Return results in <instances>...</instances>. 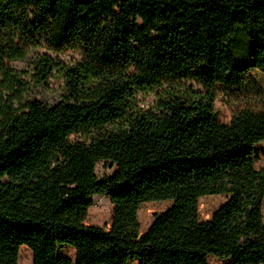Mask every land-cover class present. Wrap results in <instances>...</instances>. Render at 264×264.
I'll return each instance as SVG.
<instances>
[{"label":"trees","instance_id":"1","mask_svg":"<svg viewBox=\"0 0 264 264\" xmlns=\"http://www.w3.org/2000/svg\"><path fill=\"white\" fill-rule=\"evenodd\" d=\"M251 68L264 73V0H0V264L23 246L35 264H264V102L229 122L216 110L217 84ZM55 72L60 99L30 98ZM102 160L116 170L100 179ZM96 194L110 228L87 222ZM213 194L227 199L202 220ZM167 199L141 232V205Z\"/></svg>","mask_w":264,"mask_h":264},{"label":"rangeland","instance_id":"2","mask_svg":"<svg viewBox=\"0 0 264 264\" xmlns=\"http://www.w3.org/2000/svg\"><path fill=\"white\" fill-rule=\"evenodd\" d=\"M27 3L43 2L44 0H16ZM251 43L247 42L249 50ZM66 61L78 58V55L72 51H67L60 55ZM14 66L18 68H27L26 61H15ZM64 78L61 73L55 72L46 84L33 85L30 92V98L44 100L54 103L60 99V93L63 89ZM216 110L222 121L229 122L233 113L242 108H260L264 102V73L256 68H251L243 77L238 80L228 77L221 80L217 86ZM156 101L155 93H141L138 96V102L141 106H153ZM86 139L83 135H73L72 140ZM257 167H264V141L256 146ZM116 170V166L111 162L102 160L97 165V175L100 179L110 176ZM93 205L90 208L87 222L110 228L112 226L113 205L107 194H96L92 197ZM226 194H213L202 196L199 200V208L202 220L211 218L214 211L226 201ZM172 200H154L141 205L139 209V220L141 222V232H145L156 215L165 211ZM61 256L76 257V249L63 245L59 248ZM210 264H235L231 258H220L214 255L209 256ZM19 264H35L34 254L27 246L21 248ZM129 264H139V261L133 260Z\"/></svg>","mask_w":264,"mask_h":264}]
</instances>
